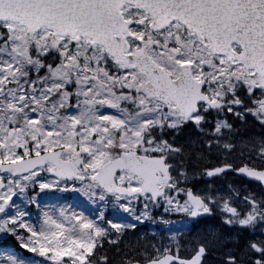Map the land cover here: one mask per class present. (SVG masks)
<instances>
[{
  "label": "snow or ice",
  "instance_id": "1",
  "mask_svg": "<svg viewBox=\"0 0 264 264\" xmlns=\"http://www.w3.org/2000/svg\"><path fill=\"white\" fill-rule=\"evenodd\" d=\"M0 264H264V0H0Z\"/></svg>",
  "mask_w": 264,
  "mask_h": 264
}]
</instances>
